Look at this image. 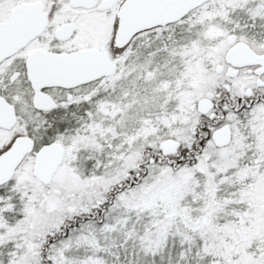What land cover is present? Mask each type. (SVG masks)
I'll list each match as a JSON object with an SVG mask.
<instances>
[{"label":"snow or ice","instance_id":"6c2138e0","mask_svg":"<svg viewBox=\"0 0 264 264\" xmlns=\"http://www.w3.org/2000/svg\"><path fill=\"white\" fill-rule=\"evenodd\" d=\"M0 264H264V0H0Z\"/></svg>","mask_w":264,"mask_h":264}]
</instances>
